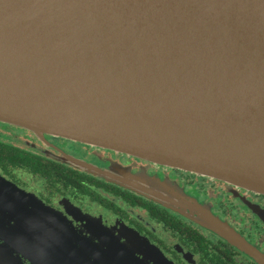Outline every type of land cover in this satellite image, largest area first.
<instances>
[{
    "label": "water",
    "instance_id": "obj_1",
    "mask_svg": "<svg viewBox=\"0 0 264 264\" xmlns=\"http://www.w3.org/2000/svg\"><path fill=\"white\" fill-rule=\"evenodd\" d=\"M0 122L264 195V0H0ZM70 162L165 198L139 177ZM184 201L264 264L232 228Z\"/></svg>",
    "mask_w": 264,
    "mask_h": 264
},
{
    "label": "flooded vegetation",
    "instance_id": "obj_2",
    "mask_svg": "<svg viewBox=\"0 0 264 264\" xmlns=\"http://www.w3.org/2000/svg\"><path fill=\"white\" fill-rule=\"evenodd\" d=\"M0 126V179L34 197L46 212L0 187V252L7 257L0 264H158L144 241L172 264H261L204 225L184 199L209 207L264 254L263 194L114 150ZM6 130L22 134L9 136ZM70 158L113 176L153 180L165 198L95 175ZM4 201L15 202L28 218Z\"/></svg>",
    "mask_w": 264,
    "mask_h": 264
},
{
    "label": "rangeland",
    "instance_id": "obj_3",
    "mask_svg": "<svg viewBox=\"0 0 264 264\" xmlns=\"http://www.w3.org/2000/svg\"><path fill=\"white\" fill-rule=\"evenodd\" d=\"M0 128H1V126H0ZM9 132H10V133H9ZM4 134H8L9 136H14V137H15V135H20V134H22V133H21L19 130H17V131H16V130H6V132H5ZM4 136H5V135H4ZM4 136L2 137L3 139H4ZM7 139H8V138H7ZM7 139H5V140H7ZM8 140H9V139H8ZM8 140H7V141H8ZM11 140H12V139H11ZM147 183H149V185H150L151 187H153L154 189H158V190H162V191H163V188L160 187V186H158L157 184H155L153 180L148 179V182H147ZM204 209H206L209 213H211L212 215H214L209 207H206V206L204 205Z\"/></svg>",
    "mask_w": 264,
    "mask_h": 264
}]
</instances>
